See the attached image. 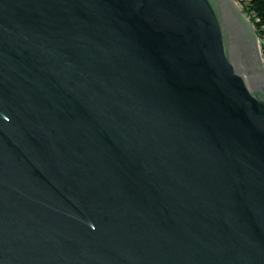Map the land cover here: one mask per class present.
I'll use <instances>...</instances> for the list:
<instances>
[{
    "label": "water",
    "instance_id": "obj_1",
    "mask_svg": "<svg viewBox=\"0 0 264 264\" xmlns=\"http://www.w3.org/2000/svg\"><path fill=\"white\" fill-rule=\"evenodd\" d=\"M0 264H264L234 0H0Z\"/></svg>",
    "mask_w": 264,
    "mask_h": 264
},
{
    "label": "built area",
    "instance_id": "obj_2",
    "mask_svg": "<svg viewBox=\"0 0 264 264\" xmlns=\"http://www.w3.org/2000/svg\"><path fill=\"white\" fill-rule=\"evenodd\" d=\"M238 6L242 9V11L245 13L247 18L250 20V22L253 24L256 33H257V40H258V48L260 57L262 59V62L264 63V23H261V19L259 17H256L254 13H249L244 5V0H234Z\"/></svg>",
    "mask_w": 264,
    "mask_h": 264
},
{
    "label": "trees",
    "instance_id": "obj_3",
    "mask_svg": "<svg viewBox=\"0 0 264 264\" xmlns=\"http://www.w3.org/2000/svg\"><path fill=\"white\" fill-rule=\"evenodd\" d=\"M243 3L249 13H254L264 23V0H244Z\"/></svg>",
    "mask_w": 264,
    "mask_h": 264
}]
</instances>
